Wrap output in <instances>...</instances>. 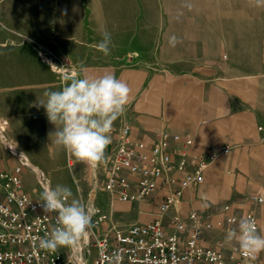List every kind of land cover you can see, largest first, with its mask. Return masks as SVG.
Instances as JSON below:
<instances>
[{
  "label": "crops",
  "instance_id": "obj_1",
  "mask_svg": "<svg viewBox=\"0 0 264 264\" xmlns=\"http://www.w3.org/2000/svg\"><path fill=\"white\" fill-rule=\"evenodd\" d=\"M179 17L165 40L153 37L151 57L127 78L129 103L113 124L107 150L120 142L124 124L148 143L163 130L189 137L187 166L175 164L174 181L135 208L158 210L166 191L204 153L213 155L205 180L183 191L181 213L220 209L230 201L243 215L245 194L264 197V7L253 0H201L198 13ZM173 35L181 41L175 47L168 42ZM255 209L263 235L264 201Z\"/></svg>",
  "mask_w": 264,
  "mask_h": 264
},
{
  "label": "rangeland",
  "instance_id": "obj_2",
  "mask_svg": "<svg viewBox=\"0 0 264 264\" xmlns=\"http://www.w3.org/2000/svg\"><path fill=\"white\" fill-rule=\"evenodd\" d=\"M187 3L192 4L191 10L185 7ZM200 4L201 0H0V129L41 168L51 187H69L72 198L98 209L88 241L82 240L90 264L96 253L93 241L101 226L126 227L148 221L159 212L136 209L135 202L111 195L105 188L103 165L89 167L58 147L53 135L56 126L49 122L39 100L44 99L45 91L60 90L63 69L59 67L79 70L83 66L82 76L111 74L126 82L134 76L135 67L151 57L153 37L156 42L158 37L165 40L169 27L181 23L179 16L198 13ZM103 31L112 37L107 56L95 47ZM52 64L58 68L50 67ZM15 154L0 137V157L11 170L21 165ZM23 169L26 187L40 189L41 195L44 185L34 170L27 165ZM247 196L242 200L260 222L255 207L262 202ZM210 210L214 222L224 220L223 212ZM94 221L98 222L94 225ZM58 251L70 253L66 248ZM255 261L264 264V252Z\"/></svg>",
  "mask_w": 264,
  "mask_h": 264
},
{
  "label": "built area",
  "instance_id": "obj_3",
  "mask_svg": "<svg viewBox=\"0 0 264 264\" xmlns=\"http://www.w3.org/2000/svg\"><path fill=\"white\" fill-rule=\"evenodd\" d=\"M120 137L106 153L103 168L106 190L122 200L139 202L152 196L174 181L175 164L180 169L187 166V149L192 144L189 137L181 139L179 134L163 130L148 143L133 136L128 124L122 126ZM173 141L179 146L173 147ZM212 159V154L197 155L196 167L166 194L152 219L126 227L101 226L93 241L96 253L91 264H258L238 247L227 246L223 236L243 217L254 219L259 230L255 211L240 215L235 204L228 201L218 209L225 214L218 222L213 221L210 209L181 213L183 191L205 180L204 171ZM23 170L22 165L12 170L5 167L0 157V264H75L70 255L39 248V239L57 226L56 213H45L40 189L26 187ZM247 198L264 201L258 194Z\"/></svg>",
  "mask_w": 264,
  "mask_h": 264
},
{
  "label": "clouds",
  "instance_id": "obj_4",
  "mask_svg": "<svg viewBox=\"0 0 264 264\" xmlns=\"http://www.w3.org/2000/svg\"><path fill=\"white\" fill-rule=\"evenodd\" d=\"M253 6L264 7V0H253ZM185 7L191 10L192 4L187 3ZM168 42L175 47L181 41L173 35ZM111 45V34L103 31L96 49L107 56ZM50 67L58 68L54 64ZM59 68L63 69L59 73L60 90L45 91L44 99L39 100L49 122L56 126L54 143L89 167L101 166L108 159L106 149L111 143L113 124L125 114L130 88L111 74L94 78L82 76L83 66L79 70ZM72 196V190L62 185L55 188L49 185L43 189L44 211L56 213L57 226L39 239L40 249L53 253L64 248L74 250L88 236L92 217L98 209L85 206ZM224 242L238 247L253 260L264 252V235L258 232L256 221L250 217L241 218L236 228H230ZM114 256L119 260L118 254Z\"/></svg>",
  "mask_w": 264,
  "mask_h": 264
},
{
  "label": "bare ground",
  "instance_id": "obj_5",
  "mask_svg": "<svg viewBox=\"0 0 264 264\" xmlns=\"http://www.w3.org/2000/svg\"><path fill=\"white\" fill-rule=\"evenodd\" d=\"M0 137L1 140L3 141V143L6 144V146L12 150L15 154V157H17L20 162L21 165H27L29 168H31L32 170H34V172L36 173V175L38 176L39 180L41 181V183L44 185V188L46 186H49V178L47 176H45L44 172L41 170V168L34 164V162H32L22 151H20L16 145L14 143H12L7 135L0 129ZM18 154V155H17ZM22 154V155H21ZM21 156V157H20ZM23 157V158H22ZM89 236V235H88ZM88 236L85 238L86 241H88ZM69 253V258L72 262H74L75 264H90L89 260H87L84 257V245L81 242V244L74 250H70Z\"/></svg>",
  "mask_w": 264,
  "mask_h": 264
}]
</instances>
